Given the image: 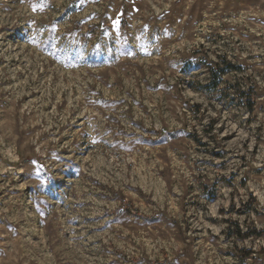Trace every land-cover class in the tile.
Masks as SVG:
<instances>
[{"label": "rangeland", "instance_id": "374dc122", "mask_svg": "<svg viewBox=\"0 0 264 264\" xmlns=\"http://www.w3.org/2000/svg\"><path fill=\"white\" fill-rule=\"evenodd\" d=\"M0 264H264V0H0Z\"/></svg>", "mask_w": 264, "mask_h": 264}, {"label": "trees", "instance_id": "16d2710c", "mask_svg": "<svg viewBox=\"0 0 264 264\" xmlns=\"http://www.w3.org/2000/svg\"><path fill=\"white\" fill-rule=\"evenodd\" d=\"M224 71H226V70H224Z\"/></svg>", "mask_w": 264, "mask_h": 264}, {"label": "snow or ice", "instance_id": "6c2138e0", "mask_svg": "<svg viewBox=\"0 0 264 264\" xmlns=\"http://www.w3.org/2000/svg\"><path fill=\"white\" fill-rule=\"evenodd\" d=\"M118 23V22H117Z\"/></svg>", "mask_w": 264, "mask_h": 264}]
</instances>
